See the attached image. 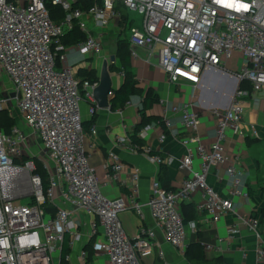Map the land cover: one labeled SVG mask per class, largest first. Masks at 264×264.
<instances>
[{"label":"built area","instance_id":"1","mask_svg":"<svg viewBox=\"0 0 264 264\" xmlns=\"http://www.w3.org/2000/svg\"><path fill=\"white\" fill-rule=\"evenodd\" d=\"M78 1L0 0V114L7 110L15 121L9 133L0 125V264H73L74 253L79 264H99L101 255L107 258L102 264H144V259L155 252L164 257L159 232L168 245L184 252L189 237L179 207L197 193L203 198L198 210L215 223L232 213L255 234L256 257L264 264L260 222L256 217L239 215L233 201L237 196H250L242 189L244 171L235 163L227 167L231 181L227 197L208 180L213 169L229 162L225 147L228 133L259 136L256 128L251 127L250 132L244 128L240 99L250 95L257 106L263 99L264 0H94L88 9L74 8ZM50 3L65 11L63 21L52 19ZM118 5L129 13L124 39L131 57L138 58L144 51V60L151 63L155 59L173 85L187 81L198 87L207 71L239 53L242 64L234 77L252 87L251 94L239 88L228 108L212 110L217 128L216 138L209 146L198 135L201 116L195 103L171 108L181 115L182 126L191 132L180 139L185 155L177 158L151 154L147 146L144 151L150 163L176 164L189 174L176 191L165 189L154 178L147 202L136 197L142 177L140 167L129 171L132 193L127 201L110 199L102 193L86 149L82 114L83 101L90 103V118L98 109L94 89L100 80L77 76L68 59L71 49L83 51L92 60L85 68H94L104 50L101 31L113 19H120ZM131 11L142 15L140 23L131 18ZM74 19L85 38L66 47L62 38L72 30ZM4 76L12 88L4 83ZM129 105L130 101L125 107ZM168 111L166 107L165 114ZM165 114L163 122L169 131L172 123ZM149 129L147 125L138 135L145 139ZM91 133H97L96 124ZM172 136L178 138L176 134ZM166 137L164 132L160 135L161 144ZM32 138L44 151L48 187L36 172L35 156L25 149ZM129 143L137 150L131 138ZM198 158L200 167L196 168ZM107 168L108 178L114 182L126 169L114 151H110ZM22 198L27 202H15ZM146 207L154 226H142L136 234L129 235L121 214L131 210L144 220ZM240 232L238 225L228 229L230 235ZM65 242L70 252L63 257Z\"/></svg>","mask_w":264,"mask_h":264},{"label":"crops","instance_id":"2","mask_svg":"<svg viewBox=\"0 0 264 264\" xmlns=\"http://www.w3.org/2000/svg\"><path fill=\"white\" fill-rule=\"evenodd\" d=\"M72 54L80 58L79 64L72 66L75 67L77 76L82 77L80 69L88 67L92 60L86 53L77 49L68 51V59ZM145 57L144 51H140L138 58L131 57L132 71L139 81L138 86L142 90V95L133 96L130 100L131 105L124 107L122 112L98 108L95 123L97 133L92 134V128L85 129L87 132L86 149L91 166L95 169L102 193L110 199L128 200L132 193L129 171L133 167H140L142 170L141 183L136 196L138 201L147 202L149 200L152 182L154 178L159 179L161 166L150 163L144 150H135L129 143L131 132L141 123L140 109L146 92L148 90L155 91L160 99V102L154 104L148 114L164 117L167 107L169 111L165 115L170 117L172 123L166 134V140L162 144L159 138L164 132L163 128L154 123L149 124L150 129L145 138L147 148L160 151L164 156L171 155L182 158L186 149L180 139L189 136L191 132L182 126L181 115L173 113L171 108L175 105L181 107L193 101L201 116L198 135L202 143L209 146L216 138L217 128L212 110L228 108L232 103V100L227 104L218 100L219 93L217 92L227 93V89L235 87L236 78L234 75L240 71L242 64V56L235 53L223 65L207 71L202 77L201 84L195 87L187 81L173 85L167 75L158 67L155 59H152L151 63H147L144 60ZM99 63L98 60L94 64V68L100 74ZM87 69V71H91V68ZM110 74L112 86L120 88L123 76L117 72H110ZM248 96V98L240 99L244 107V128L249 132L251 127L256 128L259 136L242 137L232 132L228 133L225 147L229 162L213 169L208 180L216 191L227 197L231 188L227 167L231 163L240 167L244 171L242 189L247 190L250 196L249 198L234 197L235 209L243 217H256L264 234V96L261 93L263 99L261 105L258 106L254 105L251 96ZM89 108L90 103L83 101L82 114L85 124L91 120L88 115ZM172 134H176L178 138H174ZM110 151H114L126 167L120 175V180L115 182L108 178L107 163ZM195 167H200L199 158L195 160ZM168 172L169 186L173 191L181 186L189 174L188 171L180 170L176 164L168 166ZM202 202L203 198L197 193L193 195L191 201L179 207L188 230L189 243L200 240L204 244L206 257L208 259L221 258L223 264H263L258 262L256 257L257 239L255 234L232 213L224 215L215 223L209 215L198 210V206ZM121 220L129 235L136 234L142 226H154L155 224L148 207H146L144 220L131 210L124 211L121 214ZM235 225L240 227L241 232L230 235L228 229ZM158 242L159 247L164 251V257H159L155 252L154 255L144 259V264H155L157 261L163 264H192L184 252L171 247L164 241L162 232L158 234ZM208 245L211 248H207ZM98 259L105 263L107 258L105 255H101ZM72 261L73 264H79L76 253L73 254Z\"/></svg>","mask_w":264,"mask_h":264},{"label":"trees","instance_id":"3","mask_svg":"<svg viewBox=\"0 0 264 264\" xmlns=\"http://www.w3.org/2000/svg\"><path fill=\"white\" fill-rule=\"evenodd\" d=\"M93 4H94V0H80L78 1V3L74 5V8L88 9ZM48 9L52 19L57 23L63 21V19L66 16L65 11L60 6L52 5L50 3L48 4ZM116 11L120 14V19L118 20H120L123 25L122 36H123V41L125 43V47L123 48L120 47L119 54L116 55V59L120 60V62L116 63L115 61V63L110 66V71L123 74V83L118 90L114 91L113 100L111 101L110 104V109L114 112L122 110L125 107L126 103L129 102L133 96L142 95V93H139L140 91H142L138 86L139 81L136 75L134 74V72L132 71L133 67H132V59L130 55L129 46L127 40L124 39L125 29L128 25L129 13L128 10L122 5L116 6ZM84 38H85V33L80 30L78 20L74 19L73 28L70 32H68L63 36L62 43L66 47H70L82 42ZM90 73L91 71H87L86 69H80V75H83L82 76L83 78L92 81L93 79L89 76ZM240 89L248 91L249 94H251L252 91V87L249 82H247V84H243L240 87ZM248 97L249 96H245V98ZM159 102L160 99L155 91L148 90L146 92L144 99L142 101V107L140 109L141 123L138 124L131 132L132 144L136 146L137 150L139 151L145 149V147L147 146V142L145 139H142L138 135V132L147 125L154 123L158 126H161L165 134L168 133V129L164 125L162 116L148 114V111L152 108V106L154 104H158ZM97 112L98 109H96V112L94 113L91 120L87 124L84 123V129L89 130L96 123L97 114H98ZM14 124L15 121L13 120L12 117H10L8 111L7 110L2 111V113L0 114V125L2 126V128L7 133H9ZM150 153L163 155L162 152L154 151V150H151ZM160 166L161 169H160L159 179L162 182L165 189L172 190L171 187L169 186L170 177L168 172V166L165 164H162ZM38 167L39 170L38 172L37 171L36 172L42 176L44 180V185L48 187V181H49L48 173L44 169L43 164L41 165L38 164ZM184 204L186 203H183L182 205ZM51 209L53 212L56 211L55 207H52ZM69 252L70 249L67 246V243L65 242L62 248L63 257H65ZM184 254L192 264H223L221 258L208 259L206 257L204 244L200 240L196 242L188 243L186 249L184 250ZM63 264H69V263L64 261ZM155 264H163V263L157 261Z\"/></svg>","mask_w":264,"mask_h":264},{"label":"rangeland","instance_id":"4","mask_svg":"<svg viewBox=\"0 0 264 264\" xmlns=\"http://www.w3.org/2000/svg\"><path fill=\"white\" fill-rule=\"evenodd\" d=\"M130 15H131V18L136 21V23L141 22L142 15L139 14L137 11H131ZM122 29H123V25H122L121 21L118 19L117 20L113 19L111 25L108 28L101 31L102 36H103V40H104V50L99 55V57H97L99 62H100L99 63L100 68H102L103 62L105 60H108L110 62L111 56L114 55L116 57V55L119 54L120 47L121 48L125 47V43L123 41V36H122ZM81 55H85V54H81ZM69 61H70L71 65L77 66L80 62V58H77V57H75V54H72V55H70ZM117 62L119 63L120 60L116 59V63ZM110 72H112V71H110ZM118 74L122 75L121 73H118ZM89 76L94 81H96L97 78L100 79V74H99L98 70L95 68L91 69V73ZM3 81L6 85H8L9 82H8L7 77L4 76ZM243 84H247V82L246 81L241 82L240 80L236 79V82L234 84L235 87H231V88L227 89V91H226L227 93H223V91L217 92V93H219L218 100L223 101L224 104H227L230 100H232L231 102H233L235 97L237 96L238 89ZM9 88H12V87L9 86ZM139 93H142V91H140ZM262 95L264 96L263 93H262ZM25 149H26V151L31 152L35 156L34 161L36 162V165H37L36 171L38 172V170H39L38 164H40V165L43 164L44 151L42 150L39 143L33 138L30 139V141L28 142V146ZM22 187H23L24 191L27 190L26 183H23ZM15 202L22 204V203H26L27 200L25 198H22V199H17ZM99 264H102V262H99Z\"/></svg>","mask_w":264,"mask_h":264},{"label":"water","instance_id":"5","mask_svg":"<svg viewBox=\"0 0 264 264\" xmlns=\"http://www.w3.org/2000/svg\"><path fill=\"white\" fill-rule=\"evenodd\" d=\"M116 57L111 56V61L105 60L100 70L99 85L94 89V98L99 109H109L113 100L111 92L118 90L112 86V78L110 74V66L114 64Z\"/></svg>","mask_w":264,"mask_h":264}]
</instances>
